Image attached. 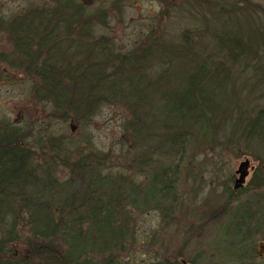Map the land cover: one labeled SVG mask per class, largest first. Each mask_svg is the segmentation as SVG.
<instances>
[{
	"label": "trees",
	"instance_id": "16d2710c",
	"mask_svg": "<svg viewBox=\"0 0 264 264\" xmlns=\"http://www.w3.org/2000/svg\"><path fill=\"white\" fill-rule=\"evenodd\" d=\"M193 1L199 4L203 0ZM228 2L220 3L224 6ZM205 3L207 12H211L210 6L215 8L219 2L205 0ZM59 4L61 8L56 12L30 10L6 26L0 20L14 42L15 65L20 67L22 63L23 71L36 79L34 97L51 104L64 118L84 124L100 105L111 102L129 110L134 117L129 124L134 138L130 150L138 153L129 163L135 172H145L142 176L148 179L135 184L122 174H104L103 160L90 154L71 162L70 180L60 184L53 177L55 170L50 168L55 167L54 162L35 163L30 150L19 142L17 131L0 122V264H26L15 259L13 247L19 239L16 227L21 215L23 227L30 228L26 244L30 256L35 258L33 264H53L52 261L93 264L88 254L96 251L100 254L113 245L119 248L130 232L128 219L134 220L131 212L120 220L125 207L134 212L161 210L173 197L176 153L182 151L183 140L188 136H200L201 145L210 143L230 124L239 131L240 141L253 146L252 154L257 151L264 154V15L253 18L254 25L234 18L239 24L231 26V17L237 12L227 17L211 16L210 20L216 24L207 23L206 29L200 27L206 33L199 39L192 40L199 31L185 29L181 35L170 40L162 38L139 54L114 56L106 48L88 43L87 27H83L78 40L67 39L65 36L72 29L70 25L77 22L76 18L90 16L75 0H60ZM81 41L93 45L95 52L86 58L81 56L89 49L71 59L53 57L62 43L74 46ZM152 59L162 64L160 72L151 73L147 63ZM175 61L178 88L166 92L163 89L176 87V82L166 84L160 78L169 73V66ZM248 64L252 71L260 73L257 81L237 82L236 78L242 74L236 73V69ZM113 66L115 72L110 74L109 68ZM241 86L247 88L243 94ZM257 91L261 93L257 102L263 101L262 106L243 115ZM157 93L165 113L163 120L154 114L145 117L141 112L145 96L154 97ZM160 121L163 133L155 130ZM71 149L74 146L68 143L52 142L53 161L68 159L67 151ZM254 158L258 161L257 171H253L243 188L228 194L229 201L248 189L256 193L252 203L249 200L236 205L235 216L245 206V217L253 213L264 218V157L254 155ZM164 209L166 213L169 211ZM239 216V221L223 228V241L237 264H256L245 255L246 248L241 245L249 238L243 232L244 218ZM83 225L86 229L81 234ZM59 235L66 238L68 245L64 254L54 246Z\"/></svg>",
	"mask_w": 264,
	"mask_h": 264
},
{
	"label": "rangeland",
	"instance_id": "374dc122",
	"mask_svg": "<svg viewBox=\"0 0 264 264\" xmlns=\"http://www.w3.org/2000/svg\"><path fill=\"white\" fill-rule=\"evenodd\" d=\"M75 1L85 7L90 18H76L77 22L70 25L72 29L65 37L78 40L83 27H87L88 36L85 39L88 43L106 48L108 53L114 56L139 54L141 50L147 49V46H155L162 38L170 40L177 34L181 35L185 29L189 32L199 31L192 40L199 39L206 33L203 34L204 29L201 30L200 27L206 29L207 23L209 26L216 24L210 20L211 16L227 17L237 12L231 17V26L234 23L239 24L234 18L254 25L256 21L253 18L264 15V0H229V4L224 6L221 5V0H218L217 7L210 6L211 12H207L205 0L199 4L193 0ZM59 2L60 0H0V20L5 22L6 26L30 10L53 13L61 8ZM6 31L0 25V122L17 131L19 142L30 150L33 161L46 165L52 160L55 167L50 168L51 171L55 170L53 177L60 184L70 180L69 164L80 156L90 154L103 160L102 165V160L99 164L104 174H122L135 184L147 180L148 178L142 176L145 172H135L129 163V159L138 156L137 150H130L134 138L129 124L134 119L133 114L113 102L100 105L84 124L56 113L51 104L40 102L34 97L36 79L23 71L22 63L20 67L15 65L14 42ZM86 40L84 41L87 42ZM85 42L81 41L74 46L64 42L60 45L59 53L53 57L71 59L81 54L84 49H89L81 56L83 58L95 52V47ZM147 65L152 68L151 73L160 72L162 69V64L154 59ZM109 69L110 74L115 72L114 66ZM251 69L250 64L238 67L235 72L242 75L237 77L236 81L255 83L260 73ZM176 70L175 61L169 66V73L160 80L166 84L173 80L176 82ZM177 88L176 82V87L163 90L174 92ZM240 89L243 94L247 88L241 86ZM260 95V91H257L256 97L246 106L247 110L243 115L262 106L263 101L257 102ZM159 98V93L154 97H149L148 94L145 96V106L141 110L145 117L154 114L155 117L164 119L165 113ZM162 125L161 121L158 122L155 130L163 133ZM222 133L214 141L202 145L198 142L201 137L197 135L193 138L188 136L183 140L182 146L178 143L182 151L180 154L176 153V172L172 179L173 197L164 203L169 211L166 213L164 207L161 210L149 208L134 212L130 207H125V210L120 212V220L125 218V213L134 214V220L129 218L127 221L130 232L120 242L119 248L113 245L100 254L99 251L88 254L93 258V264H237L235 257L229 256L231 250L226 249L223 228L232 221H239V214L244 218L243 232L249 238L241 243L246 248L245 255L252 257L253 263L264 264V218L253 213L245 217V206L241 207L240 213L235 216L236 205L249 200L252 203L256 193L248 189L239 194L235 193L232 200L227 199L239 163L249 159L252 167L245 185L253 171L258 168L254 155L264 157V154L260 151L252 154L250 148L253 146L238 139L239 131L236 127L228 124ZM54 141L74 146L72 151H67L70 152L68 159L53 161L51 146ZM138 146H135V149H138ZM75 151L78 152L74 153ZM91 162L93 163L92 160ZM79 211L82 212L81 209ZM22 217L23 215L20 216L19 225L16 227L19 239L13 244L14 256L16 260L33 264L35 258L30 256L26 244V239L30 237V228L23 227L24 223L20 220ZM81 228L83 234L86 227L83 225ZM65 239L59 235L54 241V246H57L62 254L67 252ZM54 262L52 261L56 264Z\"/></svg>",
	"mask_w": 264,
	"mask_h": 264
},
{
	"label": "water",
	"instance_id": "95a60500",
	"mask_svg": "<svg viewBox=\"0 0 264 264\" xmlns=\"http://www.w3.org/2000/svg\"><path fill=\"white\" fill-rule=\"evenodd\" d=\"M251 169L252 167L250 166V161L248 159H244L239 163L234 172L235 178L232 187L233 191H237L238 189L243 187L245 179L247 178L249 170ZM259 248H261V246Z\"/></svg>",
	"mask_w": 264,
	"mask_h": 264
}]
</instances>
